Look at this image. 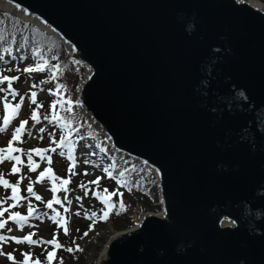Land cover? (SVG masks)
I'll return each mask as SVG.
<instances>
[{"label":"water","instance_id":"1","mask_svg":"<svg viewBox=\"0 0 264 264\" xmlns=\"http://www.w3.org/2000/svg\"><path fill=\"white\" fill-rule=\"evenodd\" d=\"M262 4L0 0L61 39L79 113L156 176L160 210L97 264H264Z\"/></svg>","mask_w":264,"mask_h":264},{"label":"trees","instance_id":"2","mask_svg":"<svg viewBox=\"0 0 264 264\" xmlns=\"http://www.w3.org/2000/svg\"><path fill=\"white\" fill-rule=\"evenodd\" d=\"M6 43H8L11 47H19L25 46L26 53L21 57H16L15 64L4 66V61L1 62L0 60V74L6 75V73L17 74L19 76H25L27 73L23 71L24 68L28 66H33L37 63H44L46 62V66L43 71H38L35 75L33 73H28L27 77L30 78L31 84H34L37 80L46 84L45 90L47 91L50 86H54L59 82L65 87L69 88L72 92L75 91V85L78 79L77 71L73 65V63L69 60L68 54L64 49L63 45H61L57 40L53 39L51 36L44 34L42 31L38 30L35 26L25 21H22L12 15H9L5 12H0V57L4 55L6 52L9 56H14L9 51H5L7 49ZM42 47L43 53L39 50ZM9 50V49H8ZM60 66L62 69V74L57 72V67ZM12 69V70H10ZM48 93V92H47ZM37 103L33 104L31 100H27L26 105V115L28 117L32 116L33 110H40L44 114H50L52 112H56V107L53 109L50 108V105L53 104L55 98L52 93H49L48 97H39L36 99ZM38 105H42V107H37ZM58 127L59 123H51L50 127L43 132V136L40 138L38 144H45L48 143L49 140H55L58 136ZM74 134H87L95 139H102L100 135L96 134L95 131L84 124L82 129L74 131ZM24 145L23 152L21 155L24 154L26 146V142H22ZM109 147V151L113 152V149ZM63 159L62 168L65 172H67V160L65 155H61ZM109 157V154H107ZM106 157H102V160H105ZM34 157L32 155V160L34 162ZM23 163L19 165H28L30 167L28 156L27 154L21 159ZM16 165V162H14ZM137 166H139L137 164ZM13 167V165H12ZM10 167V170L11 168ZM137 170V169H136ZM138 176L140 180L137 181H129L126 180L124 183L121 184L120 188L122 189L123 196L121 197L118 193L119 197V204L115 207L111 221L116 229H120L124 226H127V223L123 222L124 218H126L125 212L130 209V206L136 207L133 203L134 201H138L140 197H142V202L146 201V205H149L151 208H155L157 205L160 206L157 199V191L156 185L154 183V177L149 174L145 169L139 166ZM102 174V179L99 181L102 187H105L111 191L118 187L119 181L115 178L107 177L106 172L102 171L99 172ZM14 173H12L13 175ZM131 188V191H129ZM123 201L124 207L120 208V201ZM25 205L28 206L33 204L26 200ZM89 204L92 206L87 207L86 209H81L83 212V218H87L85 216V212L91 215L92 209L95 208L96 202L94 200L89 201ZM88 219V218H87ZM89 222H82L81 220L78 222L76 226V230L82 231L84 228L88 227ZM76 233L75 237L78 235ZM69 242H73L76 239H73L70 235H65ZM79 237V236H78ZM70 239V240H69ZM72 240V241H71ZM6 246H9L5 253H10L15 257V260L5 258L0 255V264H22L24 260V253L25 252H33L32 259L35 260L40 254V251L36 248V246L28 245L19 246L18 244H11L8 240L7 241H0V252L4 251ZM10 251V252H9ZM81 254V253H80ZM44 257L46 258V252L43 253ZM39 258V257H38ZM77 260H79V264L83 263L85 258H80V255L77 256ZM44 260V259H41Z\"/></svg>","mask_w":264,"mask_h":264},{"label":"rangeland","instance_id":"3","mask_svg":"<svg viewBox=\"0 0 264 264\" xmlns=\"http://www.w3.org/2000/svg\"><path fill=\"white\" fill-rule=\"evenodd\" d=\"M0 88L6 89L7 84L6 83L0 84ZM13 88L16 89L17 92H19L20 90H27V89H29V83L28 82H26V83L21 82L19 85L14 86ZM3 93L4 92H0V110L3 108V99H4ZM66 98H68L69 110L72 111L73 107H72V103H71V101H72L71 98H73V96L68 95ZM56 117L58 118V116H56ZM72 124H73V127H77L81 123L79 122V120L77 121L74 118L72 120ZM0 136H2V135L0 134ZM75 151L76 150H74V152H73L74 154H75ZM79 158H80V156H79ZM89 158L91 161H95V159H96L94 156H89ZM117 160H120V158H117ZM112 166L114 169L115 166L114 165H112ZM98 167L101 169L100 165H94V164L86 165V164L82 163V164L76 165L75 166V175L71 176V182L66 185L67 190H65V186H62V179H68L69 177L68 176L63 177L62 176L63 174H60L55 169L49 167V168H51L52 173L56 177H60L62 179L57 180L55 182V185H54L53 181L51 179V176L47 173V170L49 168L45 171L46 175L42 179H37L36 183L34 184V193L36 195H39L40 197H42V199L39 200V206L43 207V211L39 215L35 216V218H34L35 220H29L28 219L27 223H25L23 227L18 226L17 229H11V232L14 231L17 238H23L25 235L27 236L29 233H35V235L32 236V239L35 240L38 238H42L44 241L53 239V236L55 234L58 242L64 246L62 248H59V250H57V252H56L57 261L59 262L60 258H62L64 264H79V262H78L79 260H77L78 258L75 256V259H74V258H72V256L74 254L80 253V252L79 251H74V252H68L67 251V248H69V247L75 248V245L73 244L74 242L70 246L68 243H66L63 240L64 235L61 233L62 227H60L58 224L54 223L52 217H54L56 215V213L59 212L60 217H62L64 220H66L68 228L74 226V228L72 229V231H73L75 229V227L77 226L75 224H78L77 220L79 219V215L80 216L82 215V213L79 212V215L76 214L74 217V212L78 211V209L80 208V204H82V203H84V204L88 203L85 206V207H87L89 205V201H91V200H94L95 202L98 203V204H94V205L96 207H99V209H100V211L98 212L99 215L101 214V211H103V209H104V211H109L108 217L110 216V212L112 209L109 210L106 205L104 207V205H103L104 202L102 204L100 203V201L102 202L101 199H99L97 196H95V198H93V195L90 194V192L91 193L99 192L101 195L105 194V192H104L105 189L102 190L98 186V184L90 183V181L98 180V177H97L98 176V170H97ZM108 169L111 173H113V170H111V168H109V166H108ZM135 169H136L135 166H131V173L133 174V177L137 176V174H134L136 172ZM81 183L86 185V187L81 188L80 187ZM53 187H55L56 191H58L56 193V196H58V199L61 201V203H59V204L53 203V207L48 208L47 202L50 200H54V198L52 197V193L54 192L52 190ZM118 188H120V187L118 186L117 189ZM120 191H122V189H120ZM85 192H87V195H85ZM142 199L143 198L140 197V199H138V201H134L133 203L136 205V207L130 206V209L127 212H125L126 218H124L123 222L127 223V226H124L121 229L126 228V227H131L135 222H137L140 219L141 214L143 212L155 211V210L160 208L159 205H157L155 208H151V207L146 205V201L142 203ZM69 201H70V203H69ZM111 203L113 205L116 204V195L111 197ZM117 203H118V201H117ZM95 208H93V209H95ZM65 209L70 210L69 214L71 216V218H70L71 220H67L66 213H64V212H66ZM17 210H20L22 212L21 209H17ZM17 210L15 212L20 213V211H17ZM82 218H83V216H82ZM111 218H110V220H108V218H107V219H103L101 221H93L95 223V225L93 227H91V229L88 227L89 231H87V233H88L87 236L84 235V233H85L84 229L82 231L78 232L79 237L77 239V242H78V245L80 246V248L83 249L81 252H84V254H80V258L83 259L85 257V260L81 264H96V262L99 258V255L104 248L105 243L108 241L110 236H112L118 230L113 225ZM3 219H4L3 217H0V220H3ZM87 220L89 221V219H87ZM76 231H78V229ZM25 232H27V233H25ZM72 259H74V261Z\"/></svg>","mask_w":264,"mask_h":264},{"label":"snow or ice","instance_id":"4","mask_svg":"<svg viewBox=\"0 0 264 264\" xmlns=\"http://www.w3.org/2000/svg\"><path fill=\"white\" fill-rule=\"evenodd\" d=\"M5 51H8V49H6ZM0 59H3V57H0ZM21 59H23V57H21ZM45 66H46V62H45V65H41L40 63H37L35 65V67L30 65V66L24 68L23 71L26 72V73H31L33 71H43ZM54 67L58 68V66H54ZM19 79H20L19 76H11V77H9V76L0 74V84H3L5 82H7V88L6 89L5 88H0V92H9V94H11L13 97L19 95V93L16 91V89H14L12 87V81L19 80ZM33 87H35V85H33ZM36 95H37L36 92H31V97L30 98H31V102L33 104L37 103ZM4 101H5L4 107L6 109L10 110L11 114L15 115V114H18V111L21 108V105L23 103V97H21V102L15 104V105H12L10 102H8L7 96L4 97ZM37 107L38 108L42 107V105H38ZM51 107L54 109L56 107V104L53 103L51 105ZM31 118L33 120H37V121L39 120V115H38V111L37 110H35V109L33 110ZM45 118H47V117H45ZM9 123H10V118L9 117H4V126H5V128L7 127V125ZM27 123H28L27 120L21 121L20 122V127L16 128L15 133L13 134L11 140L8 142L7 147L6 148H0V163H3L4 160H6V159H10V160L15 161L16 165H19V164L23 163V161L21 160L20 156L12 155V153H14V152L23 151L20 148L14 147L13 146V142L20 139V135L24 131V127H25V125ZM3 130L4 129H0V131H3ZM40 131L43 132L44 129L41 128ZM52 150L55 151V149H52ZM33 151L36 152L37 155L43 156V153L46 152L47 150L46 149H44V150H42V149H32V150L27 152L29 164L33 165L31 167V171H35L36 167H37L36 165H34V162L32 160V154L31 153ZM61 155H64V153H61ZM69 159H72V157L70 156ZM47 160H48L49 164H51V157L50 156L47 157ZM86 163H87V161H86ZM16 165H13V167L11 169L12 173H17V172L20 171V168L17 167ZM74 167H75V162L73 161L72 167L69 168V172L72 175H75V172L73 171ZM104 171L108 174L109 177L112 176V173L109 171V169L106 168V169H104ZM47 173L51 176V179H52L54 185H55V182L57 180H61L62 179L60 177H56L52 173L51 168H49L47 170ZM45 175H46L45 172H41L40 173V177L38 179H42ZM119 175L123 176L124 173L121 172ZM21 179H23V177H21ZM70 182H71V178L70 177L68 179H62V186H65V190H67L66 189V185L69 184ZM90 183L98 184L99 180L90 181ZM0 184H3L5 186V188H11V190H12L11 199L12 200H16L17 199V197H18V184H10L9 181L4 179L2 175H0ZM80 187L81 188H85L86 185L81 183ZM27 190L30 193H33V188H32L31 184L29 185ZM52 190L55 192L56 188L53 187ZM129 191H131V188H129ZM104 192H105L104 195H101L99 192H96L95 195L104 202V204L107 206V208L109 210H111L113 207H115V205H113L111 203V197L114 196V195H117L118 192L108 193L106 189L104 190ZM33 194L35 195V193H33ZM85 195H87V192H85ZM119 195L122 197L123 193H119ZM36 199L37 200H41L42 197H40L39 195H36ZM3 202L4 201H0V203H3ZM53 203L59 204V203H61V201L58 198H54V200H50V201L47 202V207L48 208H52L53 207ZM69 203H70V201H69ZM119 206H120V208L124 207V204H123L122 200L120 201V205ZM6 211H7L6 208L3 209V210H0V217H3ZM34 211H35V209L31 205H29L28 216H31L34 213ZM65 211H67V209H65ZM77 215H79V213H77ZM108 215H109V211H104L103 212V216H101L100 219H107ZM28 216H22L18 212H13L9 216V219L20 222V226L23 227V225L25 223H27V221H28ZM85 216L88 219L91 220L94 217H96V213L93 212V213H91V215H89L87 212H85ZM52 219H53L54 223L58 224L60 227L63 228V231H64L65 234H68L69 229L67 227V222L62 217H60L59 212H57L56 215L54 217H52ZM6 224H7L6 220H0V229L5 228ZM93 226H94V224L90 225L89 228L91 229V227H93ZM8 230L11 231V229H8ZM34 235H35V233H29L27 236H24L23 238H17L15 236L9 238V237L0 235V241H7L8 239H11V240H15L17 243L27 242V243L33 244V245H36V244H50V245H54V248H53L52 251H47L46 250L47 262H48V264H52V261L54 259H56V254H55L56 253V249L62 248L64 246L61 245L58 242V240L56 239L55 234L53 236V239L47 240V241H44L42 238H38V239L34 240V239H32V236H34ZM84 235L87 236L88 233L85 232ZM82 250L83 249H81L79 245H76L75 248H71V247L67 248V251H69V252L82 251ZM0 255H7L9 259L15 260V257L11 253L5 254V253L0 252ZM23 255H24V260L22 261V264H41V261L39 260L38 257L35 260H33L30 253L25 252ZM59 264H64L62 258H60Z\"/></svg>","mask_w":264,"mask_h":264},{"label":"bare ground","instance_id":"5","mask_svg":"<svg viewBox=\"0 0 264 264\" xmlns=\"http://www.w3.org/2000/svg\"><path fill=\"white\" fill-rule=\"evenodd\" d=\"M256 1V3H258V4H262V2L264 3V1L263 0H255ZM263 5V4H262Z\"/></svg>","mask_w":264,"mask_h":264}]
</instances>
